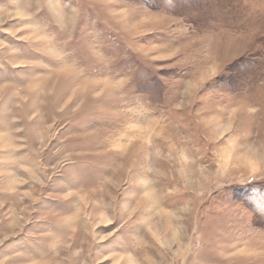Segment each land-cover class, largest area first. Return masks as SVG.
I'll return each mask as SVG.
<instances>
[{
    "label": "rangeland",
    "instance_id": "1",
    "mask_svg": "<svg viewBox=\"0 0 264 264\" xmlns=\"http://www.w3.org/2000/svg\"><path fill=\"white\" fill-rule=\"evenodd\" d=\"M0 264H264V0H0Z\"/></svg>",
    "mask_w": 264,
    "mask_h": 264
}]
</instances>
